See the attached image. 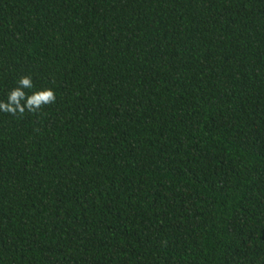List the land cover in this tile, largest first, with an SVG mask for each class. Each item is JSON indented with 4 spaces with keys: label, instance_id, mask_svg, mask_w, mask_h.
Listing matches in <instances>:
<instances>
[{
    "label": "trees",
    "instance_id": "obj_1",
    "mask_svg": "<svg viewBox=\"0 0 264 264\" xmlns=\"http://www.w3.org/2000/svg\"><path fill=\"white\" fill-rule=\"evenodd\" d=\"M0 264H264V0H0Z\"/></svg>",
    "mask_w": 264,
    "mask_h": 264
},
{
    "label": "clouds",
    "instance_id": "obj_2",
    "mask_svg": "<svg viewBox=\"0 0 264 264\" xmlns=\"http://www.w3.org/2000/svg\"><path fill=\"white\" fill-rule=\"evenodd\" d=\"M33 87V81L30 76L19 78L17 86L9 92L7 101H0V111L22 117L26 111L36 113L46 105L56 102V93L51 88L35 91L31 95L24 91Z\"/></svg>",
    "mask_w": 264,
    "mask_h": 264
}]
</instances>
